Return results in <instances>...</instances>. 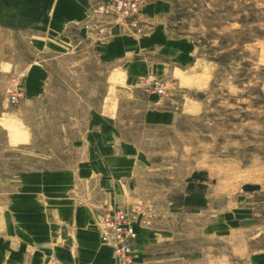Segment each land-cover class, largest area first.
Returning a JSON list of instances; mask_svg holds the SVG:
<instances>
[{
  "label": "crops",
  "instance_id": "1",
  "mask_svg": "<svg viewBox=\"0 0 264 264\" xmlns=\"http://www.w3.org/2000/svg\"><path fill=\"white\" fill-rule=\"evenodd\" d=\"M96 1L0 0V31L23 36L35 54L32 60L0 56V69H23L21 103L40 97L50 77L38 52L87 42L98 62L110 66L106 90L90 107L68 162L23 171L0 205V264H114L112 247L99 237L107 209H122L132 222V264H197L211 252L214 237L228 236L235 225H264V189L230 191L200 169L176 191L151 167L138 136L129 134L127 117L145 127L172 126L180 114L200 109L186 92L206 88L210 74L191 40L168 35L159 4L115 17L97 11ZM112 75L119 80L112 82ZM154 76L167 78L166 93L149 90ZM261 253L251 262L264 264Z\"/></svg>",
  "mask_w": 264,
  "mask_h": 264
},
{
  "label": "rangeland",
  "instance_id": "2",
  "mask_svg": "<svg viewBox=\"0 0 264 264\" xmlns=\"http://www.w3.org/2000/svg\"><path fill=\"white\" fill-rule=\"evenodd\" d=\"M100 1L97 11L110 15L98 8ZM135 1L138 7L159 4L168 35L191 40L200 67L210 74L206 88L186 92L200 101V109L180 114L172 126L145 127L138 117H127L129 134L138 136L151 167L162 171L176 191L200 169L214 184H229L230 191L244 185L264 189V0ZM3 53L35 58L23 36L0 31ZM38 59L47 64L50 77L44 93L25 103L17 83L23 69H0V205L23 171L68 162L90 107L108 85L110 66L98 62L87 42L68 51L38 52ZM154 79L166 82V93L167 78L158 76L150 77L149 90L154 91ZM110 80L119 79L112 75ZM13 91L19 92L17 103L9 99ZM232 232L214 237L211 252L197 264H254L251 257L264 252V225H235Z\"/></svg>",
  "mask_w": 264,
  "mask_h": 264
},
{
  "label": "built area",
  "instance_id": "3",
  "mask_svg": "<svg viewBox=\"0 0 264 264\" xmlns=\"http://www.w3.org/2000/svg\"><path fill=\"white\" fill-rule=\"evenodd\" d=\"M98 8L105 13L118 12L124 17L134 16L138 12V3L135 0H101ZM154 91L164 94L166 82L162 79L152 81ZM19 92L10 94V101H19ZM99 237L103 244L113 249L114 264H132V241L136 237V231L125 211L122 209H107L103 211L99 223Z\"/></svg>",
  "mask_w": 264,
  "mask_h": 264
}]
</instances>
